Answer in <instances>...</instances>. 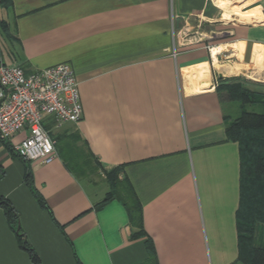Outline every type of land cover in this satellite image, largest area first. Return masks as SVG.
I'll return each mask as SVG.
<instances>
[{
    "label": "crops",
    "instance_id": "0c3cea01",
    "mask_svg": "<svg viewBox=\"0 0 264 264\" xmlns=\"http://www.w3.org/2000/svg\"><path fill=\"white\" fill-rule=\"evenodd\" d=\"M11 1L0 60L26 74L69 64L83 105L78 124H46L50 164L14 153L27 132L0 137V198L40 263L147 264L151 241L157 264H248L240 146L226 134L236 103L221 86L264 93V0ZM118 166L141 203V237L120 200L100 206L102 167ZM256 235L262 245V224ZM0 264H33L1 205Z\"/></svg>",
    "mask_w": 264,
    "mask_h": 264
},
{
    "label": "trees",
    "instance_id": "16d2710c",
    "mask_svg": "<svg viewBox=\"0 0 264 264\" xmlns=\"http://www.w3.org/2000/svg\"><path fill=\"white\" fill-rule=\"evenodd\" d=\"M11 5V0H0L2 8L8 9ZM221 87L223 98L235 102L240 111L236 118L227 120L226 126L227 138L240 146L244 183L242 194L246 207L239 215L240 258L248 264H264V93L249 88L246 82L243 83L239 79ZM102 169L110 191L100 206L115 199L120 200L126 207L132 224L140 229L134 237L143 236L141 203L127 178L122 177L124 167L118 166L109 170L102 167ZM26 179L32 186L30 173ZM40 204L46 208L45 202L41 199ZM0 205L16 234L20 247L29 254L33 264H41L19 226L17 211L4 198H0ZM260 224H262V245L256 242V232ZM147 246L150 253L147 264H157L151 241L147 242Z\"/></svg>",
    "mask_w": 264,
    "mask_h": 264
},
{
    "label": "built area",
    "instance_id": "2783aa9c",
    "mask_svg": "<svg viewBox=\"0 0 264 264\" xmlns=\"http://www.w3.org/2000/svg\"><path fill=\"white\" fill-rule=\"evenodd\" d=\"M0 137L27 136L13 147L27 162L50 164L57 158L48 122L60 127L83 118L79 84L67 63L26 74L16 65L0 60Z\"/></svg>",
    "mask_w": 264,
    "mask_h": 264
},
{
    "label": "rangeland",
    "instance_id": "374dc122",
    "mask_svg": "<svg viewBox=\"0 0 264 264\" xmlns=\"http://www.w3.org/2000/svg\"><path fill=\"white\" fill-rule=\"evenodd\" d=\"M219 51V50H218ZM228 109H229V113L234 117L236 118L238 115H239V109H238V106L237 104H229L228 106ZM257 112H260L259 109H256Z\"/></svg>",
    "mask_w": 264,
    "mask_h": 264
},
{
    "label": "bare ground",
    "instance_id": "6f19581e",
    "mask_svg": "<svg viewBox=\"0 0 264 264\" xmlns=\"http://www.w3.org/2000/svg\"><path fill=\"white\" fill-rule=\"evenodd\" d=\"M218 53V50L217 49H214L213 50V54L216 55Z\"/></svg>",
    "mask_w": 264,
    "mask_h": 264
},
{
    "label": "water",
    "instance_id": "95a60500",
    "mask_svg": "<svg viewBox=\"0 0 264 264\" xmlns=\"http://www.w3.org/2000/svg\"><path fill=\"white\" fill-rule=\"evenodd\" d=\"M0 104H1V101H0Z\"/></svg>",
    "mask_w": 264,
    "mask_h": 264
}]
</instances>
